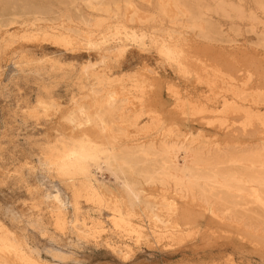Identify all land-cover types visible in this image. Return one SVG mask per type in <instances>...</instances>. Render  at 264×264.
Returning <instances> with one entry per match:
<instances>
[{"label":"rangeland","instance_id":"1","mask_svg":"<svg viewBox=\"0 0 264 264\" xmlns=\"http://www.w3.org/2000/svg\"><path fill=\"white\" fill-rule=\"evenodd\" d=\"M154 42L174 46L188 75L164 62ZM247 82L264 95V0H0V237L17 245L19 264H264V244L245 236L264 235V205L239 196L202 211L161 181L173 159L166 146L190 144L210 165L220 153L234 152L236 162L264 148L261 127L243 130L240 115L220 112L239 103ZM139 87L157 102L134 119ZM191 107L199 112L185 117ZM81 141L119 159L136 151L156 182L128 173L135 200L90 167L102 182L94 193L54 165L62 146ZM140 145L154 150L137 155ZM226 157L216 167L223 174L251 167ZM178 208L194 218L177 221L185 215ZM153 215L179 227L157 231ZM5 258L0 264H14Z\"/></svg>","mask_w":264,"mask_h":264},{"label":"bare ground","instance_id":"2","mask_svg":"<svg viewBox=\"0 0 264 264\" xmlns=\"http://www.w3.org/2000/svg\"><path fill=\"white\" fill-rule=\"evenodd\" d=\"M120 30H122V28ZM120 33L121 31L117 30L112 34L114 36H120ZM214 36H216L217 41L218 33L216 32ZM138 42H140L141 44V41L139 39ZM154 46L156 48L158 56L162 58L164 62L176 66L180 74L184 76L188 75V68L186 69L185 67L186 64H184L185 62L182 59V55L179 51H177V49H175L174 46L166 43L158 44L156 42H154ZM102 59L104 60V58ZM250 79L251 76L248 77V81H250ZM262 80H260V82ZM107 83L108 82H106V84ZM254 88L255 87L249 86L248 82L245 83L243 87L239 89H242V91H244L243 89H245L247 92H237L235 94L236 101H238L239 103H223L222 110L220 111L223 114H225L227 111H232L233 113L240 115L244 120V128H242L243 130H246L247 127H253L254 125H258L259 127H261L260 129L264 130V114H260L262 112L261 108H264V95L254 92ZM138 89V92H140V97L134 99L138 101L139 105L138 110L136 109L135 112H133L134 119H139L140 117H142L144 114L143 110L157 102L156 98L148 97L149 94L145 90L142 91L140 87ZM115 102V94H107L104 104L108 112L113 109ZM244 107H247V109H244ZM198 112L199 111L197 110V108L191 107V111L186 112L185 117L192 116ZM93 114H95V112ZM104 114H106L105 111L98 112L96 114V120L97 124L105 133L109 131V129L105 127L107 123ZM146 115L150 118H156L155 114L152 112ZM257 130L258 129H256L255 131ZM166 147V150L173 154V159L162 164V168H164L162 169V175L164 176V179H162L161 181L171 180L174 184V187L180 191L182 198L189 199L190 203L197 202V205L199 204L200 209L202 208V211H210L212 213H215L213 211L214 208L212 207V200H218L224 205H233V201L239 196L244 198H252L253 202L264 205V148L242 152L244 154L245 160H238L236 162L234 161L235 159L232 158L234 152L220 153L219 156H214V162L212 165H210V163H208L210 161L209 158H199V150L191 147L190 144L185 146L176 144L173 147ZM129 150L128 153H126V155L128 154V157H125V155H123V157L125 158L122 157L123 159H119L120 157L116 158L110 151H107L106 149L98 148L91 143L81 141L74 143L72 146H62V154H58L59 156L55 155L56 157L53 156L55 162L54 165L57 164L59 169H61L63 176L69 177L72 180H76L78 183L82 182L88 184L93 192L97 194L103 190H101V188L98 187L94 182L102 183L99 182L96 178L100 176L99 179L101 180L103 171H105V173L107 172L111 174L114 181L121 182L119 183L121 184L119 186L124 189L127 195H130L133 199L137 200L138 195L135 191H133L132 185L128 181V175L130 174L135 177L143 178L147 183H154L156 182V173L145 166V161L136 160L133 158L134 154H136V151H133L132 153L131 150ZM135 150H137V155L139 152L142 155H146L153 151L154 148L151 145L148 147H142V145H140L138 146V148H135ZM182 154L184 155V157L180 159V155ZM223 156H227L226 159L224 158V161L227 164L242 165V162H249L251 167L249 168L248 165L241 171L228 173H225L224 170L225 174H223L221 173L223 172V170L219 172L216 169V167L221 164L220 160L223 159ZM246 165L247 164H245V166ZM257 166L261 169L260 173H254L252 171V173L247 174L245 171L248 170H244L251 168L254 169V167ZM90 167H93L95 174L98 175V177L95 178V176L90 171ZM243 179H245V181ZM244 183L248 184V186L244 185ZM245 187H248L250 190L246 191ZM178 210L180 212L179 214L185 215L178 217L177 221H191V218L194 216L190 215L192 214L191 211L189 212L188 210H182L179 208L175 211L178 212ZM231 211V209L225 208L223 209L222 213L231 214ZM197 212L196 214L200 216L201 213ZM116 220L117 224L125 223V220L121 217L116 218ZM153 224L155 230L161 232L162 226L165 225L166 229L169 231H174V229L177 230V228L179 227V225L175 221L164 220L155 215H153ZM249 229L250 228L246 229V231ZM243 230L245 229L243 228ZM257 233L258 232H254L253 230H251V232L247 231V234L245 233V236H248L247 238H254L255 240L253 241L255 242L256 246L259 247L258 245H260V243L264 244V235L262 233H259L260 235ZM257 240L260 242H258ZM260 246L261 249L264 248L263 245ZM17 254V245L6 242L0 237V255H3V257L5 256V259L10 260V262L13 261L14 264H19L18 258H20V255L17 256ZM228 262L229 264H235L231 259Z\"/></svg>","mask_w":264,"mask_h":264}]
</instances>
